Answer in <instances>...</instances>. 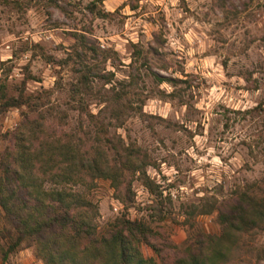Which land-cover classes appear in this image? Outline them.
I'll use <instances>...</instances> for the list:
<instances>
[{
	"label": "rangeland",
	"instance_id": "obj_1",
	"mask_svg": "<svg viewBox=\"0 0 264 264\" xmlns=\"http://www.w3.org/2000/svg\"><path fill=\"white\" fill-rule=\"evenodd\" d=\"M93 2L94 4H92ZM41 3H43L45 15L47 16L45 23L52 27L65 25L67 28L75 29L77 25L74 12L81 13L80 32L65 30L58 33L62 39L75 40L76 43L68 45L71 52H66L63 57H60L59 53L65 52L64 45L54 44L51 41L42 40L39 43H30L31 37H28L27 39L8 40L7 44H5L4 36L6 33H14L17 37L23 35L25 26L29 24V20L25 18V10L34 6V0H0V82L5 83L8 95L17 96L18 91L23 86L25 94L31 95L34 100L38 97L40 103L36 104L37 112L43 113L49 124L60 125L75 132H78L81 128L82 131L89 130L90 134L93 135L94 127L86 116L87 112H90L89 106L94 101L106 100L115 93L125 96L124 92L129 91L132 85H136L142 90L146 85L140 75V68H147V72L152 74L153 84L159 83L162 80L160 77L172 80L171 76L162 77L153 72L149 64L150 60L152 65L159 67L175 65L173 71L179 70L183 73V59H176V56L180 54L172 52L171 49L165 50V46L168 43L166 33L170 32L168 21L171 16L168 15L169 13L178 16L177 23L188 21L191 29L189 36L191 47L197 48L201 45L204 47V52L200 55L201 59H206L207 67L201 69L203 75L200 76L187 73L188 78L180 81L185 85V91L194 89L196 90L195 95L199 96L201 86L208 87L209 81L216 85L217 81H219V87L223 91H232L234 94L243 91L251 94V92L259 90L262 83H264L261 80V76L264 75V32L253 27L258 20V16L256 11L247 12L251 5V0H202V2L201 0H196L195 7H189L188 0H180L174 11L171 5L168 4V0H160V2H156V0H123V3H120L117 7L115 14L106 13L97 8L99 2L95 0H88L87 3H84V0H35V5H41ZM165 5H168L167 10H165ZM49 7L58 9L73 23L68 24L66 20H53L52 13L48 11ZM125 7L129 9L130 14L121 15V9ZM261 8H264V5H256V10ZM82 9L90 15L100 18H114V15L121 16L119 24H123L126 20H130L133 24L140 21L139 28L148 25L150 30L156 29L151 30V41H143L141 45H133L131 41L129 42V47L134 49L132 53L134 63L142 61L138 64L131 83L117 81V84L111 89L104 88V84L110 82L115 74L100 71L107 58L104 59L102 55L93 58L92 52L84 51L86 50L83 45L85 41L96 48H98V42L94 38L83 34L84 32L91 33L92 28L83 25ZM97 12H100L101 15ZM242 12H247V15L243 16V18H241ZM37 19V17H33V22H36ZM172 27L176 28V23H173ZM176 31L179 33L180 29L176 28ZM201 31H203V36H201ZM139 35L143 39L142 31H139ZM205 37H207V40H205ZM144 45H146V48ZM188 46L185 43V47L187 48ZM158 48L161 50L158 51ZM29 51L32 54L27 62L20 63L24 54ZM100 52L106 54L107 57L109 55L115 57L116 55L111 49L100 50ZM6 56L7 58H5ZM37 56H39V60H37ZM166 57H171V59H166ZM80 63L89 68L95 67L96 71H99L97 76L89 73L87 80L89 85L88 93H82L79 96L82 101H78L77 97L71 94V88H73V85L79 84L81 79ZM112 63L113 66H116L119 61L113 59ZM117 71H120V69L118 68ZM233 79H242L244 83L231 84L229 87V82ZM117 86L119 91L116 90ZM132 93V96L138 99L137 93ZM188 98L189 100L193 99L192 91H188ZM255 102H259L256 107L261 108V111L255 112L254 109H244V115H241L240 119L253 120L257 124L264 126V116H261V112H264V107H261V105H264V96L256 97ZM138 107L139 105L135 106L131 113L121 114L120 120H123L122 116L134 112L139 114ZM17 109L20 112L17 113ZM229 111L236 114L241 112L240 109H230ZM24 113L28 115L35 114V112L30 111L24 105L0 111V129H2L0 130V152L12 144V133ZM110 113L111 111L103 119L97 116L96 119L102 121L108 128L109 137L114 141L119 139L123 141L118 133L115 132L119 120H115L116 123L113 124V118L110 117ZM139 115L141 119L139 123L143 124V128L147 130V136L137 132L138 124L135 123L130 128H126L125 133L129 141L128 144H137L149 156L151 165L147 166L146 173L149 168L157 173V177L149 178L158 185L159 194L151 193L141 180L134 175L133 178L139 181L143 188H134L131 180L133 201L128 206L125 205L124 211L119 216L109 218L103 225L97 223V229L101 232L112 225L116 218L120 216L128 217L130 215L129 208H134L137 212L145 211L147 213L146 217L137 216L132 219L145 221L151 228L147 242L142 244L141 250L145 256L153 257L157 264H170L172 258L185 248L187 242L191 240V234L196 230L215 233L219 232L220 228L216 221V213L215 215L213 213L190 215V205L195 203L185 204L181 202V210H177L173 202L172 192L168 191L169 189H175L176 182L174 180L167 186L156 183L157 178L159 180L169 179V175L165 171L166 168L175 167L177 172L180 169L176 165L169 164L167 156H158L160 149H163L164 152L168 151L169 144L165 143L164 137L158 139L156 147L152 146L151 138L157 135L155 129L160 125H163L164 128H175L176 124L171 117L166 120L163 115L153 116L144 112ZM235 123H233V126H235ZM180 127L183 128L182 125ZM197 127L200 128L202 125L197 124ZM228 127L229 124L226 120L224 124L225 130ZM170 143L174 146L176 141L172 140ZM241 143H244V141H241ZM192 144L193 155L185 156V159L191 161V164H196L194 157L199 155V150L195 147V140H193ZM181 154L182 152L176 153V155ZM211 167L212 165L207 163V161L200 165V168L205 169ZM185 170L188 172L196 171V169L187 166ZM191 180L195 181L196 177L193 176ZM263 183L264 176L251 182L240 184L237 182L236 177L229 181L222 174V180L220 185L217 186V191L224 195V199L232 197L238 191L259 194L261 188H263ZM161 187L168 191L167 197L160 192ZM193 190L197 191L198 189ZM141 193H145L149 199L155 197L154 204L162 210L161 214L153 210L151 205L136 203V196ZM117 198L116 194L113 193V199ZM176 199H179V197L177 196ZM181 214H187L188 219L179 220L178 217ZM7 230H11V226L4 219L3 211L0 208V258H2L3 250L7 246L6 242L8 239L5 237ZM185 231L188 233L186 239L183 238ZM170 234L174 235L175 239H170ZM20 248L31 250L34 264H43L35 256L32 247L27 243H22L17 249Z\"/></svg>",
	"mask_w": 264,
	"mask_h": 264
},
{
	"label": "clouds",
	"instance_id": "obj_2",
	"mask_svg": "<svg viewBox=\"0 0 264 264\" xmlns=\"http://www.w3.org/2000/svg\"><path fill=\"white\" fill-rule=\"evenodd\" d=\"M87 2L88 0H84V3ZM156 2H160V0H156ZM120 3H123V0H99L97 8L103 12L115 14ZM179 3L180 0H168V4L171 5L173 11ZM257 4L264 5V0H251L247 12L256 11L258 20L253 27L264 32V8L256 10ZM188 6L195 7L196 0H188ZM167 9L168 5H165V10ZM48 11L52 13L53 20H66L68 24L73 23L72 20L54 7H49ZM247 12H242L241 18L247 15ZM124 14H130L127 7L121 9V15ZM74 15L77 25L75 29L67 28L65 25L52 27L45 23L47 16L45 15L43 3L35 5L34 0V6L25 10V18L29 20V24L25 26L23 35L17 37L14 33H6L4 43L7 44L8 40L27 39L28 37H31L30 43H39L42 40L51 41L54 44L64 45L65 52L59 53V56L63 57L66 52H71L68 45L76 43V41L64 40L58 33L65 30L81 31V13L74 12ZM168 15L171 16L168 21L170 32L166 33L168 43L165 50L171 49L172 52L180 54L176 56V59H183L184 72L173 71L175 65L167 67L152 65L150 60L149 64L153 72L162 77L171 76L172 80L162 79L159 83L153 84L152 74L147 72V68H140L139 72L146 86L141 90L136 85H132L128 98L132 99L134 107L139 105L141 112L153 116L163 115L166 120L171 117L176 124L175 128H164L163 125L157 127L155 129L157 135L151 138V142L152 146L156 147L158 139L164 137L165 143L169 144L168 151L164 152L163 149H160L158 156H167L169 164L176 165L180 169L177 172L175 167L166 168L165 171L168 173L169 179H156V183L163 186H167L173 180L176 182L175 189H169L168 191L172 192L174 205L180 211L181 202L185 204L195 203L199 207L203 201L210 200L213 197L218 201L224 199V195L217 191V186L220 185L222 180V174L229 181L236 177L237 182L240 184L264 176V126L253 120L240 119V116L244 115V109H254L255 112L261 111V108L256 107L259 102L254 103V101L256 97L264 96V83H262L259 90L251 92V94L243 91L234 94L232 91L221 90L219 81L216 85L209 81L208 87L201 86L199 96L195 95L196 90L189 89L188 91L193 92V99L189 100L188 91L184 90L185 85L180 81L188 78L187 73L197 76L203 75L201 69L207 67V63L206 59H201L200 54L204 52V47L203 45L197 48L190 46L191 29L188 21L177 23L178 16L171 13ZM33 17L38 18L36 22H33ZM120 19L121 16L115 15L114 18H100L83 11V25L92 28L91 33L84 32L83 34L94 38L98 42L100 50L111 49L116 54L115 57L109 55L103 68L100 69L104 73L112 72L115 74L110 82L104 84L105 89H111L117 84V81L131 83L132 76L135 74L138 64L142 61L134 63L132 55L134 49L129 47V42L131 41L133 45H141L143 41H151V30H156H150L148 25L139 28L140 21L133 24L130 20H126L123 24H119ZM173 23H176V28L180 29L179 33H177L176 28L172 27ZM138 29L143 32V39L139 35ZM201 36H203V31H201ZM205 40H207V37H205ZM185 43L189 45L187 48ZM144 47L146 48V45ZM159 50L161 49L158 48ZM31 54V51L25 53L20 63L27 62ZM113 59L119 61L116 66H113ZM166 59H171V57H166ZM37 60H39V56H37ZM130 65L131 67H129ZM118 68L120 71H117ZM261 80L264 81V75L261 76ZM235 83L243 84L244 80L233 79L229 82V87ZM116 90L119 91L118 86ZM132 92L137 93L138 99L132 96ZM114 106L108 100H97L89 106V111L94 116L103 119ZM261 107H264V105H261ZM213 109L215 110L213 111ZM230 109H240L241 112L236 114L229 111ZM18 112H20L19 109H17ZM261 116H264V112H261ZM121 118L123 124L116 127L115 132L123 139L126 146L129 141L125 129L130 128L134 123L138 124L137 132L147 136V130L143 128V124L139 123L141 119L138 113L128 114ZM226 120L229 127L225 130ZM234 122H236L235 126H233ZM112 123H116L115 119L112 120ZM197 124L202 125V127L198 128ZM181 125L183 128L180 127ZM172 140L176 141L174 146L170 143ZM193 140H195V147L199 150V155L194 157L196 164H191V161L185 159V156L193 155ZM241 141H244V143H241ZM86 150L87 146L82 149V151ZM180 152H182L181 155H176ZM205 161L211 164L212 167L200 168L201 163ZM186 166L196 169V171L188 172L185 170ZM69 167V162H61L48 175L61 173L63 169ZM77 168H79L78 164ZM118 168L119 165L113 163L109 158L105 166L106 175L103 177L96 178L88 175L84 169H79L72 172L67 181L61 186L73 194H79L89 199L91 203L96 204L99 211L96 223L103 225L109 218L119 216L125 209V203H121V197L124 182L130 177L127 172L121 174ZM147 174L149 177H157V173L151 168L148 169ZM135 176H140L139 170L135 172ZM193 176L196 177L195 181L191 180ZM132 185L134 188H143V185L134 178H132ZM193 189L198 190L194 191ZM168 191H165L164 187L160 188V192L165 197L168 196ZM113 193L118 197L115 200L113 199ZM177 196L179 199H176ZM154 200L155 197L149 199L145 193L136 196V203L141 205H153ZM128 211L130 213L128 219L147 216L145 211L137 212L134 208H129ZM213 215H215V212H213ZM178 219L186 220L188 215L181 214ZM187 235L188 233L185 231L183 238L186 239ZM170 239H175V236L170 234ZM227 254L229 259L226 264H264V231L253 229L231 245ZM0 264H34V257L31 250L20 248L15 252L8 253L6 259L0 258Z\"/></svg>",
	"mask_w": 264,
	"mask_h": 264
},
{
	"label": "trees",
	"instance_id": "obj_3",
	"mask_svg": "<svg viewBox=\"0 0 264 264\" xmlns=\"http://www.w3.org/2000/svg\"><path fill=\"white\" fill-rule=\"evenodd\" d=\"M83 45L84 51L92 52L93 58L98 55L107 58L86 41ZM79 65L81 79L79 84L73 85L71 94L82 101L79 96L88 93L89 73L97 76L99 71L83 63ZM23 89L22 86L17 96H11L7 94L5 83L0 82V111L24 105L35 112L34 115L22 114L12 133V144L0 152V208L11 226L5 235L8 240L2 258L6 259L8 253L27 243L43 264H157L141 250L151 233L145 221L120 216L99 232L96 223L98 206L61 186L79 169H84L90 176L103 177L111 158L119 165L121 174H129L121 197V202L128 206L133 201L131 180L137 170L144 186L151 193L159 194L158 185L146 173L147 166L151 165L147 153L135 143L126 146L120 139L114 141L108 136V128L91 112L86 116L94 127L93 135L89 130L80 128L75 132L47 123L44 114L37 112L39 98L34 100ZM124 93L125 96L115 93L106 99L115 105L110 117L119 120L118 126L123 123L120 115L135 109L132 99L128 98L129 91ZM85 146L87 150L82 151ZM65 161L70 163L69 168L48 175ZM151 208L159 214L162 212L156 204ZM213 212L219 232L196 230L170 264H226L231 245L253 229L264 231V183L259 194L238 191L221 201L211 198L199 207L190 205L189 214Z\"/></svg>",
	"mask_w": 264,
	"mask_h": 264
}]
</instances>
